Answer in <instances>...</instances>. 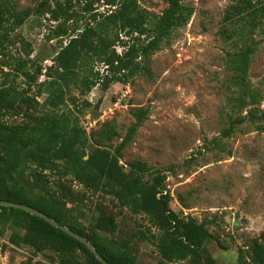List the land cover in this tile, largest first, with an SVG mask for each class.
Segmentation results:
<instances>
[{
	"label": "trees",
	"instance_id": "trees-1",
	"mask_svg": "<svg viewBox=\"0 0 264 264\" xmlns=\"http://www.w3.org/2000/svg\"><path fill=\"white\" fill-rule=\"evenodd\" d=\"M193 12L183 0H165L160 14L137 0H88L79 10L68 0H38L33 9L22 11L0 2L1 57L13 33L31 15L47 16L54 23L48 37L58 41L49 66L22 57L2 64L7 71L0 79V115L21 114L24 121H0V200L40 211L87 240L109 264H137L144 243L154 246L159 264H218L206 245H223L209 231V222L171 209L164 171L143 161L121 162L148 110L131 109L133 121L118 143L113 120L89 132L79 122L84 111L100 107V100L92 104L85 98L93 88L105 92L136 77L152 80V57L169 45ZM258 31H264V0H233L225 8L218 32L233 49L224 61L223 138L245 126L264 133V90L248 78L261 43L255 38ZM18 77L26 88L16 87ZM32 87L37 91L29 95ZM72 89L77 96L70 94ZM93 196L97 202L90 209ZM138 216H144L154 232L136 221L132 227L128 221ZM5 233L10 245L30 249L33 257L47 254L48 263L29 258L22 264H101L82 243L43 219L0 206V235ZM236 264H264V233L251 241L247 255L240 252Z\"/></svg>",
	"mask_w": 264,
	"mask_h": 264
},
{
	"label": "rangeland",
	"instance_id": "rangeland-1",
	"mask_svg": "<svg viewBox=\"0 0 264 264\" xmlns=\"http://www.w3.org/2000/svg\"><path fill=\"white\" fill-rule=\"evenodd\" d=\"M2 1L10 2L16 11L33 9L38 3V0ZM84 1L88 0H68L76 10ZM137 1L155 14L165 8V0ZM232 1L183 0L193 8V15L174 34L169 45L152 57L153 79L136 77L127 84L115 83L105 92L97 86L85 98L92 104L100 100L98 111L88 110L79 115L80 125L87 132L113 120L120 135L115 142L118 143L133 121L131 109L148 110L146 121L123 151L121 162L143 161L164 171L171 209L209 222V231L223 245H217L216 241L206 245L218 264H236L240 252L247 255L251 241L264 233V133L245 126L227 138L221 137L224 124L220 110L227 96L222 87L227 74L224 61L233 48L218 31L224 10ZM100 6L94 5L102 12L104 7ZM53 24L47 16L31 15L13 33L6 56H0V79L2 71H7L2 64L12 57L29 59L42 67L51 65L49 58L58 48V41L48 37ZM255 38L261 43L251 59L248 78L264 90V31H258ZM121 50L116 47L118 53ZM96 68L102 69L100 65ZM11 79L12 76L9 83ZM44 79L40 77L39 81ZM15 85L20 90L26 88L21 77L16 78ZM36 91L32 87L29 95ZM70 94L78 95L75 89ZM44 97L37 101L41 103ZM20 109L24 111V107ZM0 121L15 124L24 119L21 114H3ZM97 196L88 204L90 209ZM113 211L119 214L118 209ZM91 212L86 211L88 216ZM134 221L142 229L154 232L144 216L128 221L132 227ZM29 258L48 263L47 254L33 257L30 249L10 245L8 233L0 235V264H22ZM159 261L154 246L141 245L137 264H159Z\"/></svg>",
	"mask_w": 264,
	"mask_h": 264
},
{
	"label": "water",
	"instance_id": "water-1",
	"mask_svg": "<svg viewBox=\"0 0 264 264\" xmlns=\"http://www.w3.org/2000/svg\"><path fill=\"white\" fill-rule=\"evenodd\" d=\"M86 158V157H85ZM0 206L3 207H9V208H16V209H20L23 210L31 215H34L40 219H43L44 221H46L47 223H49L51 226H53L56 229H59L61 231H63L64 233H66L67 235H69L70 237L74 238L75 240L79 241L80 243H82L93 255L94 257L101 263V264H109L92 246L89 242H87V240H85L83 237H81L80 235H78L77 233L71 231L70 229H68L67 227L53 221L52 219H50L48 216H46L45 214L41 213L40 211L19 204V203H14V202H9L6 200H0Z\"/></svg>",
	"mask_w": 264,
	"mask_h": 264
}]
</instances>
